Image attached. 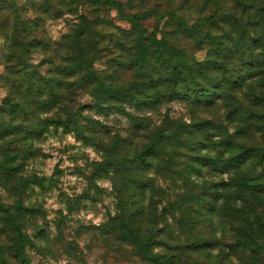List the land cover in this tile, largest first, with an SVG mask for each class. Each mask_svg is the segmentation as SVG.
Listing matches in <instances>:
<instances>
[{
    "label": "rangeland",
    "instance_id": "rangeland-1",
    "mask_svg": "<svg viewBox=\"0 0 264 264\" xmlns=\"http://www.w3.org/2000/svg\"><path fill=\"white\" fill-rule=\"evenodd\" d=\"M114 1L0 0V105L30 76L58 80L36 91L50 103H33L31 118L3 115L21 132L0 139V160L15 164L0 169V208L24 207L27 264H152L136 235L160 264H264V0ZM173 66L186 75L174 87ZM99 81L123 97L97 104ZM70 117L89 138L28 131ZM158 133L179 137L139 164ZM239 149L251 151L227 164ZM8 228L0 209V264L11 262Z\"/></svg>",
    "mask_w": 264,
    "mask_h": 264
},
{
    "label": "trees",
    "instance_id": "trees-1",
    "mask_svg": "<svg viewBox=\"0 0 264 264\" xmlns=\"http://www.w3.org/2000/svg\"><path fill=\"white\" fill-rule=\"evenodd\" d=\"M107 3L110 5H116L119 4L118 1L114 0H107ZM136 15V14H135ZM168 15L172 18H177L176 15L173 12H168ZM132 17L135 18L134 15ZM140 17V16H137ZM16 22H13L11 24L10 28V34L12 36V41H15V35L19 32V28L15 26ZM262 30H264V27H262ZM7 35V33H6ZM152 35V34H151ZM14 36V37H13ZM154 40L160 41V39H156L154 35H152ZM163 41V40H162ZM169 54L171 56L178 54H182L183 52L178 50H170L167 49ZM218 54L221 56L222 52L219 51ZM79 62L72 64L69 68V72L71 75L78 74L82 70V65L78 64ZM88 77L94 78L97 80V74L94 70H92L91 67H87ZM185 72L182 70L181 67L173 66L170 71V84L174 87L179 81H185ZM50 79L51 81L58 82L55 78H50L45 76L43 73H38L35 80H33V76H30L28 78V82L25 86V89L23 90V96L19 97V95H15V91L13 94H8V96L5 98L4 102L0 105V139L5 136L7 133L21 132V122H5L3 120L4 114H10L15 118L22 116L23 118H31L33 116L32 113H30V107L33 105V103L36 102L38 106H48L50 101L47 100H40L39 97L45 95V86H50L51 83L46 80ZM78 83L80 79H78ZM156 84V82L154 81ZM20 85V84H19ZM194 89H197L194 87ZM43 90V91H42ZM193 90V86H189L187 90L183 91L182 98H191V94L189 91ZM36 91H38L37 94H39V97L36 98ZM202 92V93H201ZM119 90L116 87H112L110 84H106L103 81L98 82L96 87H93L91 90V95L94 98H97V104H99V99L101 97H104L105 95H108L110 98L118 100L120 97H123L124 93L121 92L119 94ZM202 97L205 99H208L211 97V93L209 90L202 89L199 92ZM17 94V93H16ZM202 98V99H204ZM133 98L130 99L132 101ZM54 101V100H53ZM80 107L78 110L74 112V114H80L79 112ZM81 117V115H80ZM56 124V126H64L65 128H70L72 131H74L76 134H80L82 138H89L88 136H85L83 133V130L81 129V124L78 120L73 121V117H70L68 120H61L59 118L57 119H50L47 118L44 120V123L40 125L39 123H32L28 131L38 135L41 133V130L44 129V127L48 125ZM40 125V126H38ZM177 134H164V133H158L156 134L150 143L140 152L134 154V160H137L139 164H148L149 157L151 154H155L161 146L167 142V141H176L178 139ZM251 150L244 149V150H235L231 151L229 157L226 159V163L229 165H238L243 159H245L249 154ZM3 153V152H1ZM13 158H11L12 160ZM204 161H206L205 158H203ZM124 163H128L130 165L131 158L128 160L125 158ZM209 162V161H208ZM12 163V162H11ZM9 161H6L4 155L2 159L0 160V169L1 172L4 171L5 175L12 173L15 171V164H11ZM110 163L109 159L103 160L102 162L96 163L98 167H103L105 165H108ZM107 169V168H106ZM13 175V173H12ZM258 186V185H256ZM24 208L19 201L17 205V209L14 212H11L10 206H2L1 210L4 212V220L5 223L9 226V230L11 233L8 234V245H7V253L8 256L11 258V262L7 264H27L28 259L25 252V247L27 244L31 243V240L27 234H25L22 231V225H23V219L25 214H21L20 209ZM23 215V216H22ZM22 219V221H21ZM131 235V234H130ZM135 245L138 247L139 251L148 259L151 260L152 264H160L161 262H165L163 258H160L159 256L153 255L149 248V242L146 239L141 238L140 236H135Z\"/></svg>",
    "mask_w": 264,
    "mask_h": 264
}]
</instances>
